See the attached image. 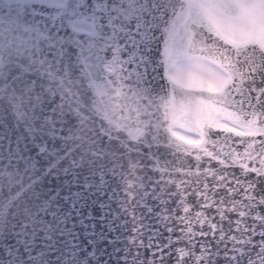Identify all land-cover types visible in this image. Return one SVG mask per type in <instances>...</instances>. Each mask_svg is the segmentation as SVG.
Returning a JSON list of instances; mask_svg holds the SVG:
<instances>
[{"label": "water", "instance_id": "1", "mask_svg": "<svg viewBox=\"0 0 264 264\" xmlns=\"http://www.w3.org/2000/svg\"><path fill=\"white\" fill-rule=\"evenodd\" d=\"M206 1L227 13L239 12L237 0ZM89 4L104 16L105 37L131 42L150 37L158 42L160 58L166 62L198 55L221 65L220 56L231 52L221 66L234 65L236 56L243 55L257 70H264V49L227 48L228 41L196 0H89ZM82 8L83 0H74L75 14H83ZM15 12L13 16L0 10L10 22V39L0 43V264H264V208L258 207L264 204V179H249L248 204L236 200L241 207L229 208L242 213L231 217L236 231L225 225L220 238L199 251L188 231H181L186 201L179 189L160 182L163 173L158 166L171 164L179 145L171 125L194 131L205 142L213 139L215 127L197 125L195 120L197 102L207 100L210 93L169 83L170 87L163 86L167 90L160 104L152 100L149 107H134L131 85L136 78L152 84L154 75L144 67L151 57L123 61L121 75L117 71L87 75L82 45L75 42L69 114L64 107L26 102L24 96L35 89L45 98L49 92L35 85L36 72L21 70L23 28ZM74 37L80 40L83 34L75 32ZM7 52L14 57L4 61ZM224 70L231 73L230 68ZM231 82L229 75L226 83ZM220 92L227 99L223 87ZM217 107L232 111L224 101ZM174 109L179 111L176 121ZM58 115L60 119H55ZM136 127L140 134L133 138ZM225 138L220 136L217 142ZM154 242L167 249L163 261L159 257L154 261Z\"/></svg>", "mask_w": 264, "mask_h": 264}, {"label": "snow or ice", "instance_id": "2", "mask_svg": "<svg viewBox=\"0 0 264 264\" xmlns=\"http://www.w3.org/2000/svg\"><path fill=\"white\" fill-rule=\"evenodd\" d=\"M238 7L239 14L235 18L224 19L216 16L208 6L210 23L222 32L228 41L227 48L236 45L249 51L255 46L264 49V0H238ZM226 56H231V52L220 56L221 65ZM221 65H215L219 76L209 70L207 78L195 74L189 78L190 83L210 93L207 100L197 102L195 120L197 125L215 127L213 139L205 142L199 134L174 133L179 141L176 158L171 164L158 166L159 172L163 173L160 182H168L179 189L178 195L186 201L181 213V231H188L190 242L198 251L219 239L225 225L233 233L236 231L235 219L231 217H241L242 213L229 212V208L236 200L248 204L249 179H264V70H257L254 62L250 63L243 55L236 56L234 65ZM225 68H230L231 73ZM229 75L230 84L226 83ZM222 87L227 99L221 95ZM228 100L235 103H228ZM221 101L232 111L217 107ZM249 113L251 116L246 115ZM178 115L179 111L174 109L172 120L176 121ZM116 118L113 115V119ZM120 119H125L123 109ZM220 136L226 138L217 142ZM245 169L249 170L247 176H241ZM257 171L261 173L259 177ZM258 207L264 208V204ZM152 247L156 249L154 261L155 257L163 261L167 249H161L157 242ZM168 258L173 259L172 256Z\"/></svg>", "mask_w": 264, "mask_h": 264}, {"label": "flooded vegetation", "instance_id": "3", "mask_svg": "<svg viewBox=\"0 0 264 264\" xmlns=\"http://www.w3.org/2000/svg\"><path fill=\"white\" fill-rule=\"evenodd\" d=\"M196 1L206 14L208 6H211L218 17L239 14V12L236 14L227 13L212 1ZM83 7V14H75L74 0H0V10L6 11L8 14L10 11L13 16H15V10L18 11V21L23 28L20 37L21 52L18 55L22 72L28 70L36 72L39 81L35 82V85L39 88L44 86V89L49 92V96L45 98L41 96L40 90L35 89L24 96L26 102L30 101V103L46 108L64 107V113L69 114L73 105L72 58L75 42L82 45L80 50L83 51V56L86 57L89 67L85 72L87 75H114L116 71L121 75L124 73L120 67L123 61L131 59L141 62L142 59L151 57L150 63L144 67L149 66V75H154H152V84L150 86L141 84L136 78L131 85V89L135 92L133 95L134 107L139 105L149 107L152 100L160 104L162 100L164 101L163 93L167 90L163 86L170 87L169 83L199 87L182 82L173 72L175 67L189 58L202 60L206 58L188 55L166 62L164 58H160L161 47L158 42L150 37L133 42L121 37H105L107 30H105L103 14L99 9L90 6L89 0H83ZM3 17L0 14L2 23L0 25V43L10 39L8 30L10 22L8 17L7 20ZM75 32L83 34V37L80 40L76 39ZM144 43H149V46ZM13 57L7 52L3 59L8 61ZM207 60L205 61L207 62ZM213 65L216 64L213 63ZM86 80L92 82L89 78ZM149 92L151 93L149 94ZM171 103H175V100H172ZM162 116L165 117L164 109ZM54 118L60 119L59 115ZM133 130L132 137L137 138L140 128L136 127ZM169 130L175 136L174 133L186 129L174 124L169 127ZM192 134L198 133L192 132ZM199 137L201 139V135Z\"/></svg>", "mask_w": 264, "mask_h": 264}, {"label": "rangeland", "instance_id": "4", "mask_svg": "<svg viewBox=\"0 0 264 264\" xmlns=\"http://www.w3.org/2000/svg\"><path fill=\"white\" fill-rule=\"evenodd\" d=\"M208 14V11H207ZM215 14V12H214ZM216 15V14H215ZM238 14L236 15H228V16H220V18H235ZM207 60V59H205ZM202 60L200 58H189L183 63L179 64L177 67L174 68V74L177 76L178 79H180L182 82H185L186 84H192L190 83V76L193 74L202 77V78H207L209 74V70L212 72H215L217 76L220 75L219 70L211 63L210 61L207 60ZM178 133L183 134V135H194L192 134V131H186V130H179Z\"/></svg>", "mask_w": 264, "mask_h": 264}]
</instances>
